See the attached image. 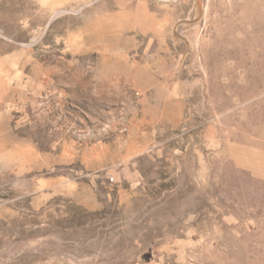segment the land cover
Masks as SVG:
<instances>
[{"label": "rangeland", "instance_id": "rangeland-1", "mask_svg": "<svg viewBox=\"0 0 264 264\" xmlns=\"http://www.w3.org/2000/svg\"><path fill=\"white\" fill-rule=\"evenodd\" d=\"M10 129L112 206L40 222L0 175V264H264V0H0Z\"/></svg>", "mask_w": 264, "mask_h": 264}, {"label": "crops", "instance_id": "crops-1", "mask_svg": "<svg viewBox=\"0 0 264 264\" xmlns=\"http://www.w3.org/2000/svg\"><path fill=\"white\" fill-rule=\"evenodd\" d=\"M10 134L14 140L13 147L8 156H0V175L9 176L11 187L13 184L17 190L14 198L20 202L13 210L0 209V217H8L11 210L16 214L22 206L31 214L39 216L40 222L49 215H64L73 212V209L96 215L111 208L112 199L109 195L103 193L102 197H96L94 175L90 180L89 177L87 180L82 178V185L79 179L71 177L70 169L48 167L47 155L42 156L41 152L32 150L21 130L10 129ZM81 169L78 168L79 171ZM83 169L87 173L95 172ZM79 185L84 188L79 189Z\"/></svg>", "mask_w": 264, "mask_h": 264}]
</instances>
